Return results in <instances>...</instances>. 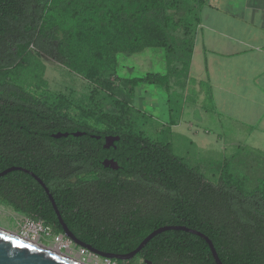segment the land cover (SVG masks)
Returning a JSON list of instances; mask_svg holds the SVG:
<instances>
[{"label": "trees", "instance_id": "16d2710c", "mask_svg": "<svg viewBox=\"0 0 264 264\" xmlns=\"http://www.w3.org/2000/svg\"><path fill=\"white\" fill-rule=\"evenodd\" d=\"M205 1L0 0V172L9 165L5 150L10 135L13 147L33 150L26 152L21 163H37L45 183L51 182L46 174L52 171L57 157L62 163L64 158H78L69 162L66 159V163L79 164L83 169L91 167L88 157L97 148L104 151V145L91 134L119 136L110 152L122 177L116 176L111 188L91 186L86 210L89 214L77 219L64 218L79 239L99 250L127 253L155 229L183 225L206 234L223 264H264V169L255 176L251 169L241 173L234 166V155L219 165L218 176L212 180L198 166H190L176 155L171 143L155 141L117 125H89L70 116L63 109L64 103L39 104L34 96L5 79L20 68L27 59L29 46L34 45L102 90H110L118 88L110 76L117 73L119 53L161 47L165 49L168 73L149 72L145 77L131 79L118 77L120 83L131 89L121 98L110 93L109 101L119 112L103 115L116 123L133 111L139 112L133 104L134 88L140 82H149L160 84L169 93L174 123L181 108L175 112L172 106L171 77L188 75L196 25L202 19ZM11 100H17L13 107L20 106L19 101L23 100L26 110L10 118L7 108ZM18 131H24L26 136L20 139L15 134ZM77 131L87 134L74 136L72 133ZM56 132L70 134L57 139L52 137ZM96 164L101 167V160ZM6 179L5 175L0 177L3 200ZM119 197L127 205L122 211L133 212L132 216L101 218L92 214L107 211L103 207L106 200L116 201ZM33 220L43 221L51 228V234L43 236L45 242L64 233L58 218ZM112 260L117 264H216L207 241L184 230L155 235L130 260Z\"/></svg>", "mask_w": 264, "mask_h": 264}, {"label": "rangeland", "instance_id": "374dc122", "mask_svg": "<svg viewBox=\"0 0 264 264\" xmlns=\"http://www.w3.org/2000/svg\"><path fill=\"white\" fill-rule=\"evenodd\" d=\"M163 51L158 48H147L139 53H119L117 73L109 75L110 80L118 85V88L114 86L110 90H102L83 75L57 61L52 55L39 51L34 45L29 46L27 59L22 61L20 68L11 71L5 79L13 85H19L24 91L34 96L38 103H64L63 109L70 116L85 120L89 125L98 128L117 125L121 129L140 132L152 140L171 143L176 155L190 166H198L201 172L212 180L218 176L219 165L234 155H236L234 166L241 173H245L246 169H251L253 176L257 172H262L264 156L248 148L231 146L226 128L218 122L212 108L209 105L203 108L193 101L194 91L193 99L189 98L188 101L178 90L171 91L175 112L179 111V108L185 110L182 117L184 123L176 129L171 130L161 116H158L159 109L149 104L152 100L163 101L164 95H161L160 88L156 87L163 88V86L160 84L155 86L154 83L145 86L142 83L141 87L143 90H148L151 97L148 98L149 101H141L142 107L139 112L133 111L123 121L118 120L116 123L107 120L103 114L119 112L109 101V94L113 93L121 98L124 93L123 96L126 97L131 89L129 85L120 83L118 77L126 79L145 77L149 72L165 74L168 65L164 57L161 58L159 54L160 52L163 54ZM180 78H173L174 85H184L185 77ZM166 95H168L169 105V93L166 92ZM133 104L140 107L136 102ZM5 212V206L0 201V227L26 237L24 232L27 220L13 219ZM38 242L53 247V240L45 242L41 237ZM71 256L79 260L76 253ZM85 262L117 264L113 261L108 262L106 258L97 254L86 257Z\"/></svg>", "mask_w": 264, "mask_h": 264}, {"label": "crops", "instance_id": "0c3cea01", "mask_svg": "<svg viewBox=\"0 0 264 264\" xmlns=\"http://www.w3.org/2000/svg\"><path fill=\"white\" fill-rule=\"evenodd\" d=\"M149 48L164 50V55L159 54L166 60L164 48ZM176 77H171L172 89L187 101L194 91L196 105H209L226 128L231 146L264 156V0H206L183 86L174 85ZM142 83L151 84L140 82L134 88L133 103L140 106L134 104L138 109L141 101L151 97ZM156 87L164 95L163 101L152 100L149 104L159 109L158 116L171 130L180 127L185 110L181 108L179 118L172 123L168 95L164 88Z\"/></svg>", "mask_w": 264, "mask_h": 264}, {"label": "flooded vegetation", "instance_id": "af4514ba", "mask_svg": "<svg viewBox=\"0 0 264 264\" xmlns=\"http://www.w3.org/2000/svg\"><path fill=\"white\" fill-rule=\"evenodd\" d=\"M15 102H17V100H11L7 108L10 118L16 116L19 111L26 110V102L20 100L19 102L21 105L13 107L12 104ZM39 104L41 103L39 102ZM15 134L16 136L20 137V139H23L26 136L24 131H18L15 132ZM91 136L96 137L98 142L104 145V151H102L100 148H97L94 150L92 156L88 157L87 160L92 164L90 168L83 169L79 164L66 163L67 160L68 162L77 161L78 158H64V162L62 163L63 160L61 161L59 157H57V159H55V163L52 166V171L46 174V177L50 178L51 182L45 184L49 188V191L52 194L63 219H77L89 214V212L86 210L89 209V193L92 190L91 186L104 185L111 188L115 183L117 178L116 176L122 177L121 173L119 172L120 167L110 152L111 147L119 139L115 140L111 145L105 146L106 137L111 135L91 134ZM11 138L12 136L10 135L7 142L8 147L5 150L6 160L9 164L7 168L22 167L23 169L12 170L5 174L7 179L6 182L3 183L2 187L4 200L0 198V201L5 206L6 215L13 219L22 220L58 218V213L53 207V203L49 197V194L38 180V178L42 179L38 173L41 170V167L37 163H29L26 165L21 163L23 162V159L26 158V152H33V150H27L25 147H13ZM103 155L104 158L101 159V156ZM31 159L35 161V157H32ZM100 160L102 162L101 167L96 164ZM113 161L116 162L114 166L113 163H111ZM15 162H18V164ZM124 203L123 197H119L116 199V201H113V199L106 200L103 207H105L107 211L95 212L92 214L95 216H100L101 218L125 215L132 216L133 212L122 211V209L127 208V205ZM66 204L67 206H65ZM45 205L47 207L44 211L43 209ZM117 208L120 209L119 212L113 211ZM83 242L93 246L86 241ZM73 244L76 247L79 246L74 242Z\"/></svg>", "mask_w": 264, "mask_h": 264}, {"label": "water", "instance_id": "95a60500", "mask_svg": "<svg viewBox=\"0 0 264 264\" xmlns=\"http://www.w3.org/2000/svg\"><path fill=\"white\" fill-rule=\"evenodd\" d=\"M85 133L86 132L77 131V132H73L72 134L74 136H81ZM67 136H69V132H56L52 134V137L57 139ZM118 139L119 136H112V135L107 136L105 146L111 145L115 140ZM111 163H113V166L114 164H116V162L114 161ZM22 169H23L22 167L7 168L0 172V177L4 176L6 173L12 170H22ZM38 180L49 194V197L51 198V201L53 203V207L55 211L58 213L59 221L64 230L63 235L69 238L70 240H72L76 245L85 247L94 254H97L101 257L108 259H120L123 261H127L135 257L155 235L167 230H184L204 238L211 249L216 264H223V262L221 261L218 255V252L215 248L213 241L206 234H204L199 230L183 225H168L157 228L154 231H152L147 237H145L137 248L127 253H111V252H104L102 250H99L81 241L69 229L68 225L66 224V222L64 221L58 210V206L52 194L50 193L49 188L46 186L45 182L42 179L38 178ZM0 264H84V263L72 257H69L63 253H57L55 251H52L51 249L48 248V245L46 244L43 243L37 244L31 241L29 238L26 239L25 237H20L18 234L0 227ZM148 264H152V263L148 262Z\"/></svg>", "mask_w": 264, "mask_h": 264}, {"label": "built area", "instance_id": "2783aa9c", "mask_svg": "<svg viewBox=\"0 0 264 264\" xmlns=\"http://www.w3.org/2000/svg\"><path fill=\"white\" fill-rule=\"evenodd\" d=\"M26 220L27 222L25 223L24 233L26 237H28L29 239L38 241L44 235L47 236L51 234V228L48 225H46L43 221H34L32 219H26ZM52 240H53V244L59 245V249L61 251H65L64 253H67L69 255L76 253L79 259H82L84 262L86 260V257L95 255L85 247L82 246L76 247L73 244L72 240L64 236L63 233L54 235ZM106 260L108 262L113 261L112 259H108V258H106Z\"/></svg>", "mask_w": 264, "mask_h": 264}, {"label": "bare ground", "instance_id": "6f19581e", "mask_svg": "<svg viewBox=\"0 0 264 264\" xmlns=\"http://www.w3.org/2000/svg\"><path fill=\"white\" fill-rule=\"evenodd\" d=\"M19 236H20V237H23V236H21V235H19ZM25 238L28 239L27 237H25ZM30 240L33 241V242H35V243H37V244H40L37 240H32V239H30ZM53 247H54V248H53ZM53 247H48V248L51 249L52 251L57 252V253H63V254H65V255L69 256V257H72L71 255L62 252V251L59 249V245H58V244H53ZM78 258H79V257H78ZM76 260H78V259H76ZM78 261H81V262L84 263V264H88V263L84 262L82 259H79ZM90 263H91V262H90ZM92 264H93V263H92Z\"/></svg>", "mask_w": 264, "mask_h": 264}]
</instances>
